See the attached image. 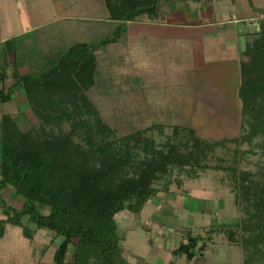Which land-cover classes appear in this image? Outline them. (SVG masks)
<instances>
[{"label":"trees","instance_id":"16d2710c","mask_svg":"<svg viewBox=\"0 0 264 264\" xmlns=\"http://www.w3.org/2000/svg\"><path fill=\"white\" fill-rule=\"evenodd\" d=\"M109 16L119 24L112 35L97 44L77 43L63 53L56 66L38 77L13 74V86L23 88L35 120L26 124L3 114L0 120V195L9 189L20 197L16 208L0 197V239L5 224L21 225L27 217L34 228L24 224L23 235L46 229L56 242L53 264H130L122 257L115 215L128 209L137 212L157 191L154 183L171 168L186 170L189 176L205 170L209 153L225 142H256L264 152V19L260 28L248 34L241 60L237 92L244 132L220 141H206L195 130L173 126L162 142L146 133L148 127L112 138L93 103L100 44L115 42L125 32L126 21L141 14L152 15L160 0H104ZM0 100L10 95L0 92ZM5 94V95H4ZM5 97V98H4ZM67 122L68 127H62ZM114 133V130H110ZM184 141H175L179 133ZM142 154L140 156V152ZM238 160L224 166L235 203L243 215L231 223H217L208 232L221 233L230 244L240 246L244 264H264V170H238ZM225 175V174H224ZM12 187L6 188V187ZM47 209V212L43 210ZM173 251L194 256L206 247L211 236L192 235ZM202 241L200 245L198 242Z\"/></svg>","mask_w":264,"mask_h":264},{"label":"crops","instance_id":"0c3cea01","mask_svg":"<svg viewBox=\"0 0 264 264\" xmlns=\"http://www.w3.org/2000/svg\"><path fill=\"white\" fill-rule=\"evenodd\" d=\"M44 3L52 7L49 17ZM263 15V0H160L152 15L126 21L120 39L95 48L96 82L89 92H137L142 120L152 113L165 125L194 129L179 94L238 92L243 31L252 33V20ZM118 24L104 0H0V92L11 93L0 103L28 113L24 89H12L14 73L39 76L74 44H97ZM192 264L206 259L196 255Z\"/></svg>","mask_w":264,"mask_h":264},{"label":"rangeland","instance_id":"374dc122","mask_svg":"<svg viewBox=\"0 0 264 264\" xmlns=\"http://www.w3.org/2000/svg\"><path fill=\"white\" fill-rule=\"evenodd\" d=\"M94 1L99 3V0ZM51 8L44 3L45 16L49 17L52 13ZM243 32V35L249 38L248 33ZM112 33L106 34L105 37L111 36ZM105 65L114 75L115 68ZM2 95L0 94V97ZM179 95L188 122L196 127V133L206 141H220L244 132L237 92H182ZM93 103L103 122L107 124L110 136L116 140L121 135L152 124L159 125V128L146 134H152L158 143L172 134L173 125H165L156 115L146 114L148 118L145 117L144 120L137 115V92H94ZM24 109V106L16 103H0V120L5 113H13L16 119L27 116L35 120L29 107L28 113ZM25 121L20 124H26ZM62 127L66 129L68 123H63ZM186 137V133L181 132L175 141H184ZM261 140L257 138L241 144L225 142L215 146L208 155V167L205 170L198 169L193 176H189L186 170L171 168L165 177L154 183L156 193L139 211L124 209L118 212L117 230L123 237L120 241L123 259L130 264H192L186 260L184 254L174 256L172 251L186 241V230L200 236H211L208 232L210 226L231 223L243 215L234 201L235 193L229 186L230 172L227 173L223 168L233 165L237 159L238 170H264V152L256 145V142ZM6 188L12 189L9 186ZM1 191L0 197L7 204L16 208L22 205L21 198L14 197L9 189ZM189 195H193L192 198H187ZM0 217H6L2 211L1 200ZM24 224L34 228L26 216L21 218V225L11 222L5 224V233L0 239V264H53L57 243L52 241L49 231L43 228L34 230L33 236L27 238L22 231ZM206 243V249L197 254V258L202 256L206 259V264H244L243 249L236 244H230L223 234L213 233ZM261 248L263 254H260V259L263 258L264 261V244Z\"/></svg>","mask_w":264,"mask_h":264},{"label":"built area","instance_id":"2783aa9c","mask_svg":"<svg viewBox=\"0 0 264 264\" xmlns=\"http://www.w3.org/2000/svg\"><path fill=\"white\" fill-rule=\"evenodd\" d=\"M260 19H264V15L263 16H260ZM252 25H254V30H259L260 28V22L257 20V21H253Z\"/></svg>","mask_w":264,"mask_h":264}]
</instances>
